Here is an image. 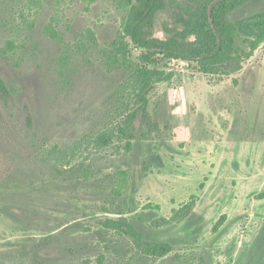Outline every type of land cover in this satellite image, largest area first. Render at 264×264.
<instances>
[{"label": "rangeland", "instance_id": "rangeland-1", "mask_svg": "<svg viewBox=\"0 0 264 264\" xmlns=\"http://www.w3.org/2000/svg\"><path fill=\"white\" fill-rule=\"evenodd\" d=\"M263 9L249 4L229 19ZM123 17L111 0H0V81L10 93L8 102L0 93V264H264V44L223 79L156 55L149 65L175 77L151 92L152 123L136 118L132 148L116 137L73 151L121 124L129 72L109 57ZM166 27L181 28L170 10L153 35L169 37ZM130 54L141 62L140 48ZM54 147L69 161L48 157ZM192 195L195 209L171 220ZM120 217L173 251L149 256L106 228Z\"/></svg>", "mask_w": 264, "mask_h": 264}, {"label": "trees", "instance_id": "trees-1", "mask_svg": "<svg viewBox=\"0 0 264 264\" xmlns=\"http://www.w3.org/2000/svg\"><path fill=\"white\" fill-rule=\"evenodd\" d=\"M111 1L124 11V17L122 30L113 44L114 53L109 57V63L129 72V79L121 88L123 94L121 97L128 99L122 100L124 102L120 105L121 124L118 123L111 126L113 128L95 135L82 137L72 146L73 151L86 143H92L101 149L112 144L116 137L130 139L127 140L125 147L128 150L132 148L131 139L135 135L136 118L141 115L148 126L152 123L148 111L151 92L157 84L171 83L175 77L173 71L149 65L156 63V55L195 61L200 72L223 79L234 72L242 71L243 63L264 44V9L240 18L229 19V15L238 9L249 4L262 3L264 0ZM165 10L171 11L174 21L181 28L173 32L166 27L169 37H155L152 28L157 15ZM46 32L56 41L63 39L54 23L48 25ZM88 37L96 41L92 30L89 31ZM10 43L13 45V42ZM132 45L141 49V62L131 57ZM0 93L8 102L10 93L2 81ZM29 125L32 126L31 117ZM147 133V130L143 132V136L146 137ZM48 157L69 161L68 156L63 155L57 147L49 149ZM121 173L124 175L126 172L123 170ZM197 198L198 196L192 195L191 202L174 209L171 220H180L188 216L195 209ZM258 198H264V192L258 194ZM225 219L226 215H223L214 229H219ZM105 226L121 235L132 237L149 256L164 257L173 251V246L169 242L143 241L142 233L125 217L107 218Z\"/></svg>", "mask_w": 264, "mask_h": 264}, {"label": "crops", "instance_id": "crops-1", "mask_svg": "<svg viewBox=\"0 0 264 264\" xmlns=\"http://www.w3.org/2000/svg\"><path fill=\"white\" fill-rule=\"evenodd\" d=\"M164 172H165V171H163L162 173H158V175H163ZM210 175H211V173L208 171V176H210ZM153 181H154V175H153V174H152V175H149V176L146 178V180H145L144 187L150 189V187H151V183H153Z\"/></svg>", "mask_w": 264, "mask_h": 264}]
</instances>
